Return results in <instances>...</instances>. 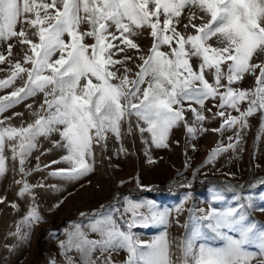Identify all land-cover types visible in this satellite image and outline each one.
Segmentation results:
<instances>
[{
    "label": "snow or ice",
    "instance_id": "obj_1",
    "mask_svg": "<svg viewBox=\"0 0 264 264\" xmlns=\"http://www.w3.org/2000/svg\"><path fill=\"white\" fill-rule=\"evenodd\" d=\"M143 32L152 39L146 52L134 39ZM0 45V65L6 66L0 71L7 73L0 90L23 81L0 96V116L43 95L38 107L26 105L32 122L13 126L6 123L12 117L0 119V177L9 171L8 147L22 177L14 181L18 196L33 201L23 221L29 228L43 219L33 190L44 185L24 177L67 164L49 175L79 180L94 171L95 148L106 149L110 135L121 141L123 134L138 133L143 143L167 148L172 130L181 126L189 137L235 129L226 146L212 149L209 164L239 148L249 118L259 115L264 135V0H0ZM17 45L23 50L19 59L13 55ZM246 77L252 78L251 87L242 86ZM209 101L212 107L206 108ZM210 118L221 119L220 128H205ZM53 134L59 136L53 146L66 154L43 168L37 156L35 168H26L40 139ZM120 151H127L122 143ZM229 191L213 189V200L222 206L191 212L179 242L169 239L166 228L173 211L180 223L191 192L175 209L125 198L123 206L81 213L83 219L65 229L59 247L66 264H115L112 253L118 251L127 253L125 264H264V224L250 215L253 198L234 195L231 204L224 194ZM5 199L0 197V204ZM151 226L165 231L150 241L134 231ZM209 240L223 244L212 246ZM173 246L181 254L176 260Z\"/></svg>",
    "mask_w": 264,
    "mask_h": 264
},
{
    "label": "rangeland",
    "instance_id": "obj_2",
    "mask_svg": "<svg viewBox=\"0 0 264 264\" xmlns=\"http://www.w3.org/2000/svg\"><path fill=\"white\" fill-rule=\"evenodd\" d=\"M134 39L145 52L151 47L152 39L148 32H143ZM0 51H4L2 45ZM129 54L136 55L134 51ZM13 55L17 59L22 57L23 50L19 45L13 49ZM6 76V72L0 71V79ZM22 83L23 81L17 80L12 88L0 90V96L7 95ZM253 83L251 77H246L242 86L251 87ZM42 100V94L29 98L5 111L0 119L12 117L6 123L13 126L30 123L34 118L32 110L26 105L33 104L35 108ZM207 107H212L211 101L206 104ZM216 111L213 108V113ZM14 113L23 115L14 116ZM232 115L237 113L232 112ZM188 118L192 120L190 113ZM221 123L219 118H210L204 127L218 129ZM249 124L239 148L221 153L211 164L207 163V158L212 149L221 143L226 146L228 138L234 136L235 129H226L223 133L198 132L189 137L186 129L181 126L172 130L167 148L143 143L138 133L130 137L123 134L121 141L110 135L106 149L101 150L98 146L95 148L94 171L79 180L66 181L49 175L56 168H67V164L51 165L48 169L33 171L24 178L30 184L44 185L33 190L35 203L39 206L38 210L43 219L31 228L23 221L33 201L27 195L18 196L20 185L14 181L22 179L18 173L19 163L18 160H11L12 153L6 147L9 171L0 177V197L6 198L0 204V264H66L63 250L59 247L60 242L66 239L65 229H70L73 222L81 221V213L91 215L101 210V206L107 207L109 204L123 206L125 198L154 201L161 209H175L183 202L184 195L191 192L192 199L184 203L183 211L179 215L180 223H176L177 214L173 211L172 222L166 228L169 239L174 242H179L185 236L187 229L181 225L188 223L191 212L199 214L201 210L222 206L213 200V189L223 191L231 188L232 191L224 192L231 204L236 203L234 195L252 196L254 207L250 209V215L257 223L264 224V212L259 210L264 206V199H261L264 195V184H261L264 181V135L260 133L259 115L249 118ZM58 139L56 134L50 139L41 138L40 148L29 157L26 168H35L37 156L40 157L39 164L43 168V165L65 155L62 148L53 146L52 141ZM121 143L127 149L126 152L120 151ZM42 152L46 154L41 155ZM185 184H190L191 187H182ZM13 203L18 208L11 207ZM134 231L141 240L150 241L165 231V226L138 227ZM207 243L217 247L223 244L218 240H209ZM171 251L174 253V260L181 255L175 246ZM112 258L115 264H125L127 253L114 252Z\"/></svg>",
    "mask_w": 264,
    "mask_h": 264
}]
</instances>
